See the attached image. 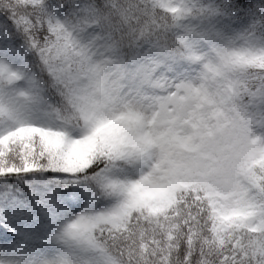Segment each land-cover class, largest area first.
Wrapping results in <instances>:
<instances>
[{"label":"snow or ice","instance_id":"1","mask_svg":"<svg viewBox=\"0 0 264 264\" xmlns=\"http://www.w3.org/2000/svg\"><path fill=\"white\" fill-rule=\"evenodd\" d=\"M0 264H264V0H0Z\"/></svg>","mask_w":264,"mask_h":264}]
</instances>
